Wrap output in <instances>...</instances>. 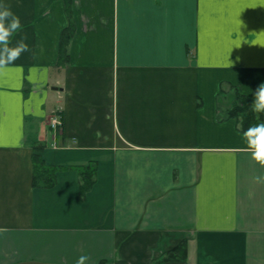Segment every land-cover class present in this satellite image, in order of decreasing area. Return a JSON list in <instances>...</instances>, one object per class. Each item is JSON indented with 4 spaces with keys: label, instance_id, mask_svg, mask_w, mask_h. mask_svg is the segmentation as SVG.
Listing matches in <instances>:
<instances>
[{
    "label": "crops",
    "instance_id": "1",
    "mask_svg": "<svg viewBox=\"0 0 264 264\" xmlns=\"http://www.w3.org/2000/svg\"><path fill=\"white\" fill-rule=\"evenodd\" d=\"M0 4L28 45L0 76V264H264V169L230 114L264 83V0Z\"/></svg>",
    "mask_w": 264,
    "mask_h": 264
},
{
    "label": "clouds",
    "instance_id": "2",
    "mask_svg": "<svg viewBox=\"0 0 264 264\" xmlns=\"http://www.w3.org/2000/svg\"><path fill=\"white\" fill-rule=\"evenodd\" d=\"M21 29L20 19L6 5L0 4V76H3L8 66L13 64L23 52L28 51L25 38L11 44V38ZM252 108L256 113L264 112V83H260L253 92ZM245 151L250 159L264 169V123L249 127L243 131ZM252 182L264 184V172L252 177ZM89 257L81 255L75 264H87Z\"/></svg>",
    "mask_w": 264,
    "mask_h": 264
},
{
    "label": "trees",
    "instance_id": "3",
    "mask_svg": "<svg viewBox=\"0 0 264 264\" xmlns=\"http://www.w3.org/2000/svg\"><path fill=\"white\" fill-rule=\"evenodd\" d=\"M68 12L70 9L68 8ZM74 32V25L72 22L68 24L62 31L61 42H60V61H65L68 58V44ZM236 98V99H235ZM235 103L232 105L230 114L236 118H241L243 130H247L249 127L261 123V114L253 111L251 98L236 92ZM95 169L90 166L89 171H84L82 174V185L81 190L86 191L94 182ZM55 179L52 173L51 167L46 165L38 153L33 155V173H32V184L34 187H47L54 184ZM185 245H179L174 252L180 251ZM173 253V252H172ZM170 253L166 258H173Z\"/></svg>",
    "mask_w": 264,
    "mask_h": 264
},
{
    "label": "water",
    "instance_id": "4",
    "mask_svg": "<svg viewBox=\"0 0 264 264\" xmlns=\"http://www.w3.org/2000/svg\"><path fill=\"white\" fill-rule=\"evenodd\" d=\"M12 264H59V263H49V262H41L36 260H26V261H19Z\"/></svg>",
    "mask_w": 264,
    "mask_h": 264
},
{
    "label": "built area",
    "instance_id": "5",
    "mask_svg": "<svg viewBox=\"0 0 264 264\" xmlns=\"http://www.w3.org/2000/svg\"><path fill=\"white\" fill-rule=\"evenodd\" d=\"M49 124L51 127L55 128L56 126L61 125V120L59 116H51Z\"/></svg>",
    "mask_w": 264,
    "mask_h": 264
},
{
    "label": "rangeland",
    "instance_id": "6",
    "mask_svg": "<svg viewBox=\"0 0 264 264\" xmlns=\"http://www.w3.org/2000/svg\"><path fill=\"white\" fill-rule=\"evenodd\" d=\"M27 246V245H26ZM42 262V261H41ZM15 263V262H14ZM12 264V263H11Z\"/></svg>",
    "mask_w": 264,
    "mask_h": 264
}]
</instances>
